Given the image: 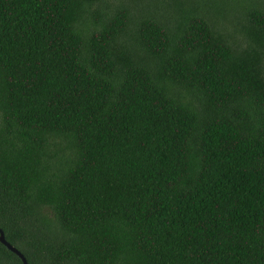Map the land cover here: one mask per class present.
I'll return each instance as SVG.
<instances>
[{
  "label": "trees",
  "instance_id": "trees-1",
  "mask_svg": "<svg viewBox=\"0 0 264 264\" xmlns=\"http://www.w3.org/2000/svg\"><path fill=\"white\" fill-rule=\"evenodd\" d=\"M0 230L27 264H264V0H0Z\"/></svg>",
  "mask_w": 264,
  "mask_h": 264
},
{
  "label": "water",
  "instance_id": "water-1",
  "mask_svg": "<svg viewBox=\"0 0 264 264\" xmlns=\"http://www.w3.org/2000/svg\"><path fill=\"white\" fill-rule=\"evenodd\" d=\"M0 244L3 245L8 251L15 254L21 261L22 264H27L25 258L18 252L13 246L6 242L3 232L0 230Z\"/></svg>",
  "mask_w": 264,
  "mask_h": 264
}]
</instances>
